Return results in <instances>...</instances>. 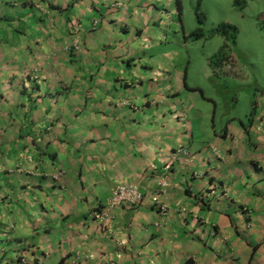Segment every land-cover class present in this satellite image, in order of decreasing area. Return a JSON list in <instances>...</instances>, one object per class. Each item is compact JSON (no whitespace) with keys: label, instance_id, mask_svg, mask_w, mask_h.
Returning <instances> with one entry per match:
<instances>
[{"label":"crops","instance_id":"obj_1","mask_svg":"<svg viewBox=\"0 0 264 264\" xmlns=\"http://www.w3.org/2000/svg\"><path fill=\"white\" fill-rule=\"evenodd\" d=\"M174 5L0 0V171L25 174L36 200L14 225L24 259L264 264V87L248 121L201 114L212 101L192 56L154 29ZM120 185L142 201L107 233L93 213Z\"/></svg>","mask_w":264,"mask_h":264},{"label":"rangeland","instance_id":"obj_2","mask_svg":"<svg viewBox=\"0 0 264 264\" xmlns=\"http://www.w3.org/2000/svg\"><path fill=\"white\" fill-rule=\"evenodd\" d=\"M171 3L176 5L171 9L174 21L170 34L182 22L187 32L202 28L207 34L220 28L225 33V37L216 35L208 40H190L187 44L188 55L193 58L192 77L195 73L200 77L199 80L195 78L194 83L203 85L212 101L211 110L201 114L212 117L216 109L218 127L224 117L226 124L236 114L248 121L252 105L264 87V0H248L243 8L234 6L233 0H181V11L176 0ZM199 10L206 16L203 22L199 20ZM217 54L215 72L212 80L207 81L203 70L211 69L208 60ZM206 102L197 108L206 107ZM0 241L3 248L10 240L1 236ZM10 243L13 249L19 248L20 242Z\"/></svg>","mask_w":264,"mask_h":264},{"label":"trees","instance_id":"obj_3","mask_svg":"<svg viewBox=\"0 0 264 264\" xmlns=\"http://www.w3.org/2000/svg\"><path fill=\"white\" fill-rule=\"evenodd\" d=\"M176 1L177 5L179 6V11H181V0ZM233 3L234 6L238 8H243L248 3V0H233ZM197 14L199 20L203 22L206 18L205 14L200 10L199 12H197ZM165 21L166 19H164L160 23L158 22L157 24H155V31L163 32V39L165 44L172 46L174 44H177L178 46H180V48H183V52L184 50L186 51V55H188L187 44L190 40L193 42L201 41L202 39L208 40V38L216 35L225 37L224 31L220 28L208 32L207 34L202 28H197L192 32H187V28H184L183 22L181 24L178 23L176 25V28L178 29H176V31L171 32L170 34V31L172 29V22L174 21V19L171 20V24L168 23L164 25ZM180 35L182 36L180 37ZM76 44H78V47H75ZM72 48L76 50L75 52H77L80 51L82 47L80 46L78 40H75ZM217 57L218 54L212 59L213 64L216 63L215 58ZM27 77L34 79L33 74L31 73H28ZM62 173L63 172H57L55 174H52L51 180L53 182H56L60 178V180H62V177L64 176L62 175ZM29 184L30 183L27 182L25 174H19L15 171H11L10 169L0 171V237L6 236L10 240L9 243L7 242V244L3 248L0 246V264H46V262L43 260L35 261L34 259L27 260L23 258L24 256H22V254L27 252L26 237L23 235V231H20V229H17L14 226L18 222L21 223V218L24 216H28L31 218L33 217V214L31 213L32 211L28 210H32V208H35L36 200L35 198H33V196L31 195L32 192L29 190L30 187H33V185L30 184L29 186ZM23 194L24 196L26 195V199L24 198ZM27 199H29V201L31 202H28ZM100 211L101 209L97 212L100 213ZM37 212L39 213L40 210H37ZM98 224L100 223L98 222ZM18 225L20 224H17V226ZM13 234L15 235V237H12ZM13 241L20 242L19 248L13 249V246L10 243Z\"/></svg>","mask_w":264,"mask_h":264},{"label":"built area","instance_id":"obj_4","mask_svg":"<svg viewBox=\"0 0 264 264\" xmlns=\"http://www.w3.org/2000/svg\"><path fill=\"white\" fill-rule=\"evenodd\" d=\"M75 47H78V44H76ZM179 154H185L189 156L186 149L180 148L172 154L173 159L175 160ZM170 168L171 164L168 162L165 166V169L169 170ZM141 200L142 195L136 186L120 185L113 191L112 196L101 209L100 213H96V218L100 225L104 228L105 232L111 233L113 225L112 213L114 210L121 207L134 208L140 204ZM154 201L160 206L161 211L165 214L167 212L166 208L160 205L158 199H155ZM72 264L76 263L73 261Z\"/></svg>","mask_w":264,"mask_h":264},{"label":"clouds","instance_id":"obj_5","mask_svg":"<svg viewBox=\"0 0 264 264\" xmlns=\"http://www.w3.org/2000/svg\"><path fill=\"white\" fill-rule=\"evenodd\" d=\"M185 149V148H184ZM167 164V163H166ZM166 166V165H165ZM58 180H60V179H58ZM142 201V200H141ZM98 213V212H97ZM93 216H94V218H95V220L98 222V220H97V218H96V214H93Z\"/></svg>","mask_w":264,"mask_h":264}]
</instances>
